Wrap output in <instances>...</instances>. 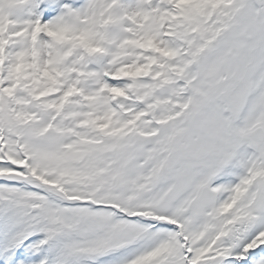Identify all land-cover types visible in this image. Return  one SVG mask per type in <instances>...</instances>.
I'll return each mask as SVG.
<instances>
[{"label": "snow or ice", "instance_id": "obj_1", "mask_svg": "<svg viewBox=\"0 0 264 264\" xmlns=\"http://www.w3.org/2000/svg\"><path fill=\"white\" fill-rule=\"evenodd\" d=\"M0 264H264V0H0Z\"/></svg>", "mask_w": 264, "mask_h": 264}]
</instances>
